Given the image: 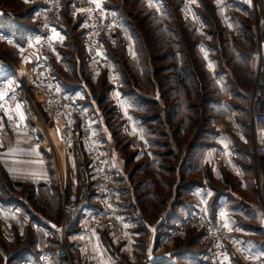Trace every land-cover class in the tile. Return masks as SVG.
Listing matches in <instances>:
<instances>
[{"label":"rangeland","instance_id":"1","mask_svg":"<svg viewBox=\"0 0 264 264\" xmlns=\"http://www.w3.org/2000/svg\"><path fill=\"white\" fill-rule=\"evenodd\" d=\"M99 4L119 16L116 32L102 37L110 66L89 65L84 18L72 12L70 0H63L60 19L49 15L53 44L43 53L62 86L89 113L96 142L123 191L115 208L123 231L88 226L83 219L64 241L59 237L82 184L81 154L77 142L67 144L56 130L37 91L21 79L43 104L44 126L39 121L27 126H40L42 146L43 127L47 131L49 178L30 189L29 183H11L0 166L3 192L21 197L15 200L18 219L0 211V264L19 249L18 254L33 251L35 264L50 256L58 263L62 248L80 264H149L155 248L169 252L177 264H213L209 252L217 238L200 210L227 246L219 264H264V157L257 153L261 132L254 116L264 91V0ZM0 7L32 29L21 42L26 62L0 45V55L22 73L40 56L32 42L48 29L34 18L46 5L0 0ZM57 48L65 54L60 61L54 59ZM168 217L175 223L159 238L157 225L162 229ZM40 226L45 233L38 232ZM78 228L85 236H72Z\"/></svg>","mask_w":264,"mask_h":264},{"label":"built area","instance_id":"2","mask_svg":"<svg viewBox=\"0 0 264 264\" xmlns=\"http://www.w3.org/2000/svg\"><path fill=\"white\" fill-rule=\"evenodd\" d=\"M37 2L46 5V8H40L34 20L48 31L32 42L40 51V56L24 68L21 79L33 87L43 99L48 116L56 130L63 131L67 144L78 143V151L81 154L79 162L83 170L82 184L68 205L64 221L58 228L59 237L64 241L83 219L87 220L88 226L105 224L112 228L117 227V232L120 233L123 227L115 217V208L123 191L115 181V174L111 171L107 154L96 142L87 109L62 86L51 69L48 57L43 53L53 44L54 27L49 23V15L53 14L57 20L61 18L63 0H37ZM70 5L72 12L80 13L84 18L86 32L82 39L89 65L95 69L110 66L102 37L104 35L108 39L116 32L118 13L102 4L97 5L94 0H70ZM11 71V61L0 55V75L9 74ZM254 116L261 132L257 153L264 157V91H261L256 99ZM8 121L14 146L28 148L43 143L38 124L22 125L16 116L8 118ZM200 216L209 234L217 238L215 247L209 252V258L213 264H219L227 255V246L220 236L218 227L214 225L205 210H200ZM59 251H61L59 253L61 263L71 264L67 250L62 248ZM254 264L258 263L255 261Z\"/></svg>","mask_w":264,"mask_h":264},{"label":"crops","instance_id":"3","mask_svg":"<svg viewBox=\"0 0 264 264\" xmlns=\"http://www.w3.org/2000/svg\"><path fill=\"white\" fill-rule=\"evenodd\" d=\"M23 20V18L16 20L11 18L9 12L0 7V45L7 47L13 53L16 52L19 54L20 62L22 63L26 62L27 55L25 56L21 52V42L26 38L29 40L32 34V29L28 27L30 24H23ZM38 35L37 33V36ZM53 53L56 61H60L65 55L59 48L56 50L54 49ZM76 92L78 91L76 90ZM12 116H17L22 125H31L39 121L41 126H44L46 122L42 101L36 96L34 91L21 80V72L16 70H12L6 75H0V166L4 169L3 172L7 175L11 183H29L31 185L30 189H32L33 184L37 187V184L44 183L49 178L50 164L47 158L51 154V147L46 138L45 133H47V131L45 129V132L43 127V133L45 135V143L43 146L34 145L30 148H16L12 145L11 136L6 124V120ZM68 158L72 160L71 154ZM10 195L11 194L8 192H3V188L0 185V211L4 213H13V215H10L12 217L10 219L16 220L18 219L16 213L19 211L16 205H19V203L15 202V200L18 201L21 197L15 194L13 197ZM14 197H18V199ZM24 219H26V216H24ZM45 223H47V221H45ZM172 223H175V218L172 217L170 219V217H168V220L164 221L165 226L162 229H158L157 225L156 235L161 238L163 235L169 233V226L172 225ZM39 229L38 232L40 234L45 233V230H43L41 226ZM82 230L78 228V232L73 233L72 236H85ZM20 250L22 249H19L18 252ZM26 251L22 254H18L17 251L12 253V260H10L8 264H16L17 260L20 261L19 264H35L33 261V251L30 249ZM71 251H73V249H71ZM153 253L154 260L149 264L178 263L176 258L169 252L160 253L159 248H155ZM15 255H17V257ZM50 257L49 259L47 257L45 258L48 262H42L43 260L41 259V262L37 264H61L59 259L58 263H55L52 261V257L51 259ZM71 264L80 263L74 261L73 263L71 262ZM106 264H110L108 260Z\"/></svg>","mask_w":264,"mask_h":264},{"label":"snow or ice","instance_id":"4","mask_svg":"<svg viewBox=\"0 0 264 264\" xmlns=\"http://www.w3.org/2000/svg\"><path fill=\"white\" fill-rule=\"evenodd\" d=\"M94 3H97V5H99V0H94Z\"/></svg>","mask_w":264,"mask_h":264}]
</instances>
